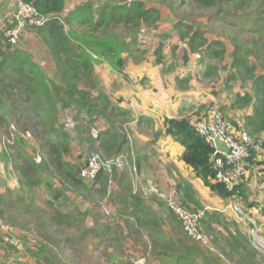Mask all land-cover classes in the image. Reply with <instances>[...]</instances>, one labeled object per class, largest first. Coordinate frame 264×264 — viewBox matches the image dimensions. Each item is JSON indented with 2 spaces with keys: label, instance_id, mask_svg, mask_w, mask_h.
<instances>
[{
  "label": "trees",
  "instance_id": "16d2710c",
  "mask_svg": "<svg viewBox=\"0 0 264 264\" xmlns=\"http://www.w3.org/2000/svg\"><path fill=\"white\" fill-rule=\"evenodd\" d=\"M19 1L31 5L39 15L47 17L45 25L29 31L50 54L55 69V79L48 77L23 49L10 46L3 32L12 24L10 20L5 21L0 29V133L2 130L7 136L15 133V144L10 147L11 154L7 155L19 175L21 191L24 195L27 194L28 201L33 204L35 190L42 187L49 192H61L63 189L81 195L90 193L98 185L95 192L102 198L107 192L109 178L116 169H111V172L102 169L91 182L85 181L79 174L84 164L76 165L67 160L72 152V145H86L89 150L99 151L100 154H97L103 161L112 160L130 151L126 129L128 126L131 131L133 129L139 131L145 127L152 128L153 122L145 116L133 117L131 111L121 105L122 100L113 102L101 91L94 79L92 62L95 59L72 46L69 35L74 32V28H88L91 33L99 29L124 28L130 33H139L143 27H155L161 21L160 10L147 7L146 0H105L97 8H93L91 2L87 1L76 5L68 12H65L66 0ZM163 1L167 3L169 9L177 4L213 11L215 19L224 27L237 31L228 37L232 49L227 56H230L231 63L223 77V86L230 91L231 83H240L245 91L241 95H234L231 104L220 107V111L228 114L229 111L252 106V115L245 117L240 126L229 117L227 120L222 116L225 121L233 123L237 130L247 133L254 140H259L264 133V0ZM182 26L183 24L179 22L175 24L174 29L180 30ZM189 31L180 34L188 53L206 51L209 58L200 74L201 80L218 77L220 69L215 63L226 55L227 36L220 35V38L208 41L201 31L193 28H189ZM99 46L106 54L111 53L104 43ZM154 55L158 65H161L163 59L161 48H157ZM117 66H123L122 59L117 60ZM185 81L188 82L187 79ZM185 81L176 78V86L184 91L186 87H182V82ZM99 121L104 122L103 127L98 126ZM193 124L192 119L187 116L166 118L163 135L171 137L182 148L180 162L191 169L194 178L198 179L211 194L223 201L231 199L238 203L240 201L246 205L243 208L248 212L256 204L250 202V191L245 184V177L232 191H228L224 184L216 180L217 171L210 163L213 149L196 132ZM25 133H30L36 149L39 150V160H36L38 156L36 150H31L32 156L26 153V144L18 143L19 134ZM160 134L161 132L156 131L153 135L159 137ZM256 156L257 152L251 151L247 164L254 163V166H257ZM172 168L175 169L173 166ZM133 170L136 171V168L133 167ZM168 173H171L170 169ZM54 180L59 183L58 191L52 189ZM172 188L178 203L186 211L203 213L201 231H206L211 237V242L218 244L223 254L227 250L228 254L242 256L245 259L244 264H248V260L254 262L256 252L252 249L247 236L238 228L236 219L230 220L227 215L218 211L205 210L200 203L197 190L189 180L181 178ZM124 191V194L117 196L118 200L122 197L124 201V207L117 209L116 216L119 218L117 219L121 221L124 217L127 223L131 220L139 233L145 232L148 235L150 254L152 253L160 264H197V261L220 264L216 257L209 256L206 252L199 254L196 245L199 243L188 237L187 240L165 238L160 219L144 198L132 194L129 188H124ZM57 197L54 195V200L49 201L46 208L36 210L38 214L36 224L38 227H46L43 234L38 231L37 235L45 241L53 239L47 227L50 223L72 227L77 216L87 215L79 209L64 214L61 210L63 206L55 204ZM4 207L0 195V220L4 218ZM26 210L30 212L28 206ZM48 222L50 223L47 225ZM119 225V222L102 224L100 227L103 236L116 235L114 227ZM218 226L224 229L226 236L216 237L218 233L214 232ZM85 234L86 230L83 235ZM5 248L10 249L11 253L6 254L0 264L15 263L17 256L12 253L17 252V248L10 244ZM209 248L210 245L207 250Z\"/></svg>",
  "mask_w": 264,
  "mask_h": 264
},
{
  "label": "rangeland",
  "instance_id": "374dc122",
  "mask_svg": "<svg viewBox=\"0 0 264 264\" xmlns=\"http://www.w3.org/2000/svg\"><path fill=\"white\" fill-rule=\"evenodd\" d=\"M87 1L91 2L93 8H97L105 2V0H66L65 12L71 11L76 5ZM146 2L147 7L160 10L161 21L155 27H143L139 30V33H130L124 28L99 29L95 33H91L88 28H74V32L70 33L69 39L72 46L86 56L95 59H92V63L94 65L96 84L99 85L102 92L112 97L109 91L122 92V84H129L131 86L134 79L142 78L144 74L142 69L147 72L148 67H153L154 69L158 67L161 69L160 75L164 81L168 82L174 79L173 82L175 83L176 78L184 81L185 79L188 80V82H182V87H186L184 91L190 92L188 95L190 99L189 105H181L184 110L183 115L193 119L194 122L202 121L207 118L206 116L210 110L215 109L227 119L228 114L222 113L220 107L224 103L226 104V97L232 98V96L230 94L229 96L226 95L227 90L223 86V77L231 63L230 56H227L229 50L232 49L228 37L237 31L224 27L221 22L215 19L213 11L200 10L189 5L182 7L177 4L172 9H169L167 3L163 0H146ZM5 21L8 20L6 19ZM5 21L3 19L0 20V29L3 27ZM179 22L183 26L178 31L174 29V26ZM189 28L201 31L208 41L220 38V35L222 37L227 36L225 41L226 55L215 63L218 69H220L218 77L203 81L200 75H198L200 65L209 62V58L206 51L196 54L188 53L185 41L181 38L180 34L190 32ZM23 33L15 47L23 49L43 69L48 77L55 79V69L50 54L33 33ZM239 35L242 36L241 34ZM102 43L110 49V54L102 51L103 48L99 46ZM157 48H161V55L163 57L161 66L158 65L154 55ZM118 59L123 60V66H117ZM177 88L180 92H184L181 88ZM230 88L233 96L234 94H242V87L238 86V84L231 83ZM198 100L204 103L203 106L198 103ZM103 123V121H99L98 126L103 127ZM228 123L230 122L228 121ZM230 124V128L232 127L229 130L230 133L237 136L241 131L237 130L233 123ZM126 129L130 151L120 155L124 159L123 167L116 170L109 178L107 192L104 197H99L95 192V190H98V185L90 193H82L81 195H75L71 190L64 191L63 189H61V192H49L48 189L42 187L40 190H35L33 204L28 201L27 194L24 195V192L21 191L22 188L18 183L19 175L15 166L8 159L7 154H11L12 152L10 147L15 144V133L7 136L4 134L5 131L2 130V133H0V176L5 178L11 184V187L7 188L8 185L4 183H2L4 184L3 186L0 185V192L5 206L4 218L0 220V262H2L6 254L9 255L11 253L10 249L5 248L10 244L17 248V252L12 251V254H16L15 256H17V260L13 264H160L157 258L152 253L150 254L148 249L150 239L148 235L145 232L139 233V230L136 228L137 226L131 220L127 223L123 217L119 221V218L116 216L117 209L124 207L122 197L119 200L117 198L118 194L120 196L124 194V188H129L132 194L144 198L157 218L160 219L161 229L165 238H184L187 240L186 237L188 236L183 232L182 223L172 214L173 212L168 208L167 204L159 197H148L143 194L148 182H151L161 192L168 193L169 191H173L172 187L174 183L182 177V175L179 176V172H185L178 165L175 164L177 166L175 167L170 162L164 168V173H158V167L154 164V161H150L154 158L147 155L149 153L148 147L139 144L136 137L137 135L150 134V136L148 135L149 138H154L155 136L151 134V132H154L153 129L151 128L152 131H149L150 129L145 127L139 131L135 130L136 132L134 130L131 131L130 126ZM19 135L18 143L26 144V153L32 156L31 150H36V155H38L36 156V160H39L40 152L36 149L30 133ZM91 152L100 154L99 151L89 150L86 145L79 146L73 144L72 152L67 157V160L76 165H83ZM139 152L145 153L144 155L148 160L140 157ZM133 167L136 168V171L133 170ZM168 169H170V174L166 172ZM247 170L248 174L250 171H254V163H248ZM167 177L171 180L168 184L167 182L165 183ZM245 179L247 186L252 181V186L255 189H252L253 192H249V195L250 202H255L254 194L258 191L255 186L256 184L261 185L260 182L264 180L261 177L256 178V176L254 177V175L250 174L248 178L245 176ZM52 186V189L60 190L57 180L52 181ZM198 186L200 185H197L196 188ZM205 190L203 191V195L199 193L202 207L208 212L218 211L223 213L224 210L222 209L225 207V204H222L217 196L211 194L208 189ZM248 190L250 191V188ZM54 195L58 196L57 203L55 202V204L63 206L61 210L64 214H70L71 211L79 209L87 215L84 217L82 215L77 216L72 227L48 222L47 225L50 223L47 226L49 227V235L53 236V239L52 241H45L44 238L37 235L38 231L43 234L46 227H38V224H36V217L38 216L36 210L46 208V204L54 200ZM125 199L128 200L127 198ZM238 204L242 208L246 207L240 201ZM27 206L30 212L26 210ZM226 215L230 220L236 219L232 213H226ZM249 216L255 218L253 215L249 214ZM235 221L238 228L247 236L253 247L252 249L256 252L254 262L256 264H264V245L259 240V237L260 239L264 237V230H261L264 225L260 227L256 222V238L260 241V245H258L259 242L255 241L247 233L246 227L239 220L236 219ZM105 222H111L112 224L120 223L118 227H114L116 235L103 236L102 227L100 226L105 224ZM232 227L234 226L232 225ZM85 230L86 234L83 235ZM45 232L47 233V231ZM202 233L206 237L211 249L207 250L201 244H196L199 254L206 252L209 256L216 257L220 264L245 263V259L242 256L228 254L227 250L223 254L218 244L216 245L211 242V237L206 234V231L202 230ZM214 233H218L216 237L226 236L224 229L219 226L216 227ZM221 246H223L222 243ZM196 263L203 264L204 262L197 261ZM248 264H253V262L248 260Z\"/></svg>",
  "mask_w": 264,
  "mask_h": 264
},
{
  "label": "built area",
  "instance_id": "2783aa9c",
  "mask_svg": "<svg viewBox=\"0 0 264 264\" xmlns=\"http://www.w3.org/2000/svg\"><path fill=\"white\" fill-rule=\"evenodd\" d=\"M12 8L9 14L11 27L3 32L6 42L15 47L20 41L21 34L32 28L45 25L47 17L41 16L29 4L19 0H9ZM196 132L204 138L205 142L213 149L210 157V163L217 171L216 180L224 184L228 191H232L240 180L246 175L247 160L251 151H257L261 141L252 139L247 133L240 132L237 136L230 133V124L224 120L222 114L218 110H210L207 118L202 121H195L193 124ZM215 139L222 142L226 153L221 152L215 145ZM123 157H116L112 160L103 161L101 157L91 152L84 166L80 169V177L87 182H91L96 174L106 169L111 172L115 168L119 170L123 167ZM135 171V170H134ZM145 196L159 197L163 200L168 208L175 214L183 225L185 234L193 241L198 242L203 247H209L208 241L201 231V220L203 213H192L186 211L179 203L176 194L173 191L168 193L159 191L156 186L148 182L143 191ZM229 212L234 214L237 220L243 223L248 233L260 245V241L256 238V220L249 216L235 199L230 200ZM264 249V247H263Z\"/></svg>",
  "mask_w": 264,
  "mask_h": 264
},
{
  "label": "crops",
  "instance_id": "0c3cea01",
  "mask_svg": "<svg viewBox=\"0 0 264 264\" xmlns=\"http://www.w3.org/2000/svg\"><path fill=\"white\" fill-rule=\"evenodd\" d=\"M11 8H12V5L9 0H0V14H1L0 20L3 19V21H5L6 19L7 20L10 19L8 17H9ZM25 32L26 33L29 32L30 34L32 33L31 31H25ZM25 32L23 34H25ZM230 52L231 50H229L228 54ZM204 65L205 63H202L200 65L198 75H200L201 72L203 71ZM148 70L146 72V70L142 69V72L144 73L142 75L143 77L140 79H136V80L134 79L131 86H129V84L128 85L122 84V87H121L122 92L116 93L113 91H109L110 95L112 96L110 97V99H112L113 101L122 100L121 105L122 106L124 105V107L128 108L131 111L133 117L135 118L139 116H145L149 118L153 122L152 129L154 132L153 133L151 132V134H154L156 131L161 132L159 137H154V138H151V137L149 138L150 134L136 136L138 140L137 142H139V144H143L145 145V147L146 146L148 147L149 153L147 155L149 157L154 158L150 161H154V164L158 167L157 169L158 173H164V168H166V166L170 164V162H172L174 166L175 164L178 165V167L182 171L185 172V173L179 172V176L182 175L181 177L182 179L191 181L193 186L200 185L197 188L195 186V189L197 190L198 194L200 193L203 195V191L207 188H204V186L200 183V181L194 178L191 172V169L185 166L179 160L181 152H182V148L178 144H176L171 137L163 135L164 120L166 118L173 119V118H181L185 116L183 115L184 110L181 105H184V104L189 105L190 99L188 95L190 92H185V91L180 92L177 86L175 85V83L173 82L174 79L168 82L164 81L162 76L160 75V71H161L160 68L155 67L154 69L153 67H148ZM236 84H238V86H241L240 83H236ZM193 85L195 86V84ZM241 90L243 94L245 89L241 88ZM229 94L232 96V98L226 97L225 98L226 104L224 103L221 107L229 106L231 102L234 100V96L232 95L231 90L226 91V95L229 96ZM198 101H199L198 103L202 104L203 106L204 103L200 100ZM251 115H252V106L245 108L243 110H233V111L228 112V117L232 121H234L236 124H238L239 126L243 124V120L245 117L251 116ZM152 129L150 128L149 131H152ZM259 140L261 141V145H260V149L256 151L257 152V157H256L257 166H255V170L250 171L249 174L254 175V177L256 176V178L261 177L262 180H264V133L261 134ZM136 148L139 149L138 147ZM139 153H140L139 154L140 157H143L144 159H146V156L144 155L145 153H142V152H139ZM143 158L141 159L143 160ZM181 170H176V171H181ZM249 174L247 170L245 176L248 178ZM187 176H188V179H187ZM170 181L171 180L167 177V180H165V183L167 182L168 184V182ZM2 183L7 184L8 185V186L6 185L7 188L11 187V184L8 183L5 180V178L0 176L1 186L4 185ZM260 183L261 185L256 184L255 186L258 191L254 194L255 202L253 203L256 205L252 207L251 209H249L248 213L250 215L255 216V218L254 217L253 218L257 220L256 222L258 223V225L262 227L264 225V181ZM248 188H250V192H253L252 189H255L252 186V181L249 183ZM0 195H1V192H0ZM219 200L221 201L222 204L223 203L225 204L224 205L225 207L222 209L224 210L223 214L225 215L226 213L230 214L231 212L229 213V210H228L230 201H223L221 199ZM245 230L247 231V228ZM261 230H264V227L261 228ZM259 240L264 245V237L263 239H260L259 237ZM253 264H256V262H253Z\"/></svg>",
  "mask_w": 264,
  "mask_h": 264
},
{
  "label": "water",
  "instance_id": "95a60500",
  "mask_svg": "<svg viewBox=\"0 0 264 264\" xmlns=\"http://www.w3.org/2000/svg\"><path fill=\"white\" fill-rule=\"evenodd\" d=\"M215 145L219 151L224 152V153L227 152V150L224 148V146L220 140L215 139Z\"/></svg>",
  "mask_w": 264,
  "mask_h": 264
}]
</instances>
